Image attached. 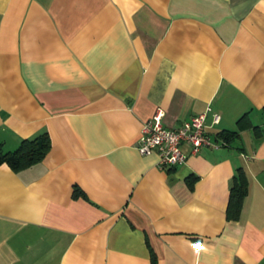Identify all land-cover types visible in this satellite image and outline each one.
<instances>
[{"label": "crops", "instance_id": "crops-1", "mask_svg": "<svg viewBox=\"0 0 264 264\" xmlns=\"http://www.w3.org/2000/svg\"><path fill=\"white\" fill-rule=\"evenodd\" d=\"M263 107L264 0H0V148L51 144L0 166V264H264V137L185 146L168 171L136 149L158 109L168 129L204 114L220 144Z\"/></svg>", "mask_w": 264, "mask_h": 264}, {"label": "built area", "instance_id": "built-area-1", "mask_svg": "<svg viewBox=\"0 0 264 264\" xmlns=\"http://www.w3.org/2000/svg\"><path fill=\"white\" fill-rule=\"evenodd\" d=\"M162 110H156L148 121L143 123L136 149L141 156L156 154L159 170L168 171L184 165L187 154L183 147H188L191 154H196L202 148L222 147V142H215L207 132L205 115L200 114L182 122L175 129L164 127ZM219 116L213 115L212 124L219 123ZM196 249L200 244L194 245Z\"/></svg>", "mask_w": 264, "mask_h": 264}, {"label": "trees", "instance_id": "trees-1", "mask_svg": "<svg viewBox=\"0 0 264 264\" xmlns=\"http://www.w3.org/2000/svg\"><path fill=\"white\" fill-rule=\"evenodd\" d=\"M262 113L264 116V107ZM236 126L237 131H222L216 134V138L221 140L223 146H229L243 131L250 130L256 139L264 137V125L262 127L254 126L248 114L240 117ZM50 147V140L47 134L44 133L32 139L22 140L18 148L12 152H4L0 148V166L6 165L12 172L19 173L41 163L48 154ZM194 181V177L187 180L190 188H192ZM247 193L248 181L246 175L242 168H238L231 180L229 189L228 205L225 212L227 221H238ZM73 198H85V196L77 187H74ZM150 261L151 264H155L153 256Z\"/></svg>", "mask_w": 264, "mask_h": 264}]
</instances>
